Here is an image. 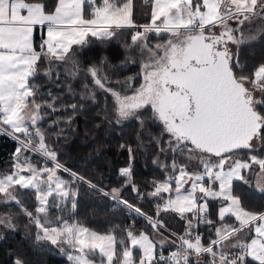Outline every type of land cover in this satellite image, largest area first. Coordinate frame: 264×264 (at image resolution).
Returning <instances> with one entry per match:
<instances>
[{
	"label": "trees",
	"instance_id": "obj_1",
	"mask_svg": "<svg viewBox=\"0 0 264 264\" xmlns=\"http://www.w3.org/2000/svg\"><path fill=\"white\" fill-rule=\"evenodd\" d=\"M26 1L42 3L47 12H53L59 2V0ZM96 1L99 4L104 0ZM110 1L120 4L124 0ZM258 1L260 11L264 13V0ZM91 4L89 0H85L86 13ZM152 14L153 0L132 1V21L135 24L149 26L152 22ZM242 17L246 20L240 27L242 30L264 29L263 17L252 14ZM249 19L254 20L251 22ZM112 29L116 35L99 39V43L93 41L95 45L93 44V48L88 52V58L96 56L100 49L105 53V45L121 34L119 38L122 41L117 40L116 45L119 56L114 57V61L117 62L105 59L102 71L110 80L133 77L139 81L141 78H137L136 73L141 72V66L135 63V60L123 62L125 56L121 57V47L126 46L125 55L128 56L131 53L130 47H134L132 43L136 44L137 36L133 28L127 25ZM146 30L152 31L150 28ZM161 32V36H169L168 31ZM88 38L97 37L90 35ZM87 43L88 40L82 45L75 44L73 50L62 58V62L70 65L71 69H78L84 62L87 65L88 60H85L84 54L81 53L86 52ZM135 48V54L141 60V49L137 45ZM41 56V62L36 65L34 73L28 78L32 88L29 98L38 104L37 119L28 126L33 130L35 144L43 153L55 158L85 180L80 181V178L76 179L70 172L61 169L70 190L64 196L51 195L44 212L38 210L39 192L33 187L21 186L17 183L8 191H0L2 197L0 198V264H73L74 262L67 255L70 249L63 243L64 240L55 241L46 236L47 231L52 229L50 227L59 226L63 222L84 224L101 232H114L118 238L119 259L122 251L119 241L125 231L122 228L143 227V224L139 222L138 226L129 225L130 219L134 217L126 216L123 209H112L114 199L102 189L131 201H136L139 195H144L141 206L146 212L163 220L171 229L186 233L187 217H193V213L184 218L175 211L160 210L159 205L164 202L163 196L151 195L150 191L155 187L158 179L172 177L179 164L189 163L192 168L199 164L201 160L198 159L201 156L205 157V154L182 141L179 136L178 139H174L172 134L163 132L162 126L139 125L135 118L127 119L120 125L109 121L108 110L103 109V103L106 98L108 102L115 104L111 93L107 90L90 93L89 88L87 95L75 93L72 85L76 77L72 71L66 68L55 71L52 68L55 59L47 56L46 53H42ZM236 56L237 61L231 59L236 77L248 84V87L250 84L256 86L257 83H264V74L257 83H253L258 69L264 67V32L254 41L238 45L234 58ZM96 65L94 61V66ZM253 103H256L254 109L260 117V124L255 126L256 131L250 142L256 141L257 147L245 145L227 154L235 150L240 151L241 158H250V154L254 152L264 154V88L261 94L253 99ZM0 126L12 131L1 119ZM42 135L44 141L40 139ZM30 153L13 137L0 131V176L12 171L15 160L20 159V161L32 159L38 168H42L41 155L37 153L30 155ZM209 158L217 159L214 156ZM158 161L161 165L156 164ZM48 165L54 166L50 161ZM258 172L259 166L256 163L248 169L244 168L243 177L235 179L233 185L236 189L234 192L240 196L245 208L263 212L264 190L257 188ZM43 176L48 177L45 173ZM85 181L94 183L95 186ZM9 191L16 200H8ZM220 204L219 199L209 201L210 218L201 225L205 230V243L221 237L218 232L222 220L218 217ZM5 214L12 218L11 222L4 221ZM145 228L147 231L153 230ZM249 263L264 264L254 259H249Z\"/></svg>",
	"mask_w": 264,
	"mask_h": 264
},
{
	"label": "rangeland",
	"instance_id": "obj_2",
	"mask_svg": "<svg viewBox=\"0 0 264 264\" xmlns=\"http://www.w3.org/2000/svg\"><path fill=\"white\" fill-rule=\"evenodd\" d=\"M132 1L133 0H124L120 4L114 2L113 4L107 3L102 7V12L106 15L107 20L111 22L134 25L135 23L132 21V6L131 8L129 6ZM224 1L226 2V0L220 1L221 3L218 10H220L223 4H225L224 11L228 10V4ZM228 1L230 2V0ZM248 1L252 2L253 0ZM237 2H239V7H246L255 6L257 0H254L252 4H248L247 2H243L241 0H238ZM98 5L100 6V3ZM190 11L192 13H196L197 10ZM230 23L231 25H229L228 22V24H226L227 26L225 25L226 27H223L224 32L225 29L230 32L232 31V25H234V22L230 21ZM135 25V28H137L139 24ZM154 29L157 28L154 27ZM158 29H160V27H158ZM204 31H209V28L202 29L198 26L192 25V28H188V30L172 28L170 32L168 31V35L172 36V39H174L172 40L173 42L180 45L181 42H183L182 40L184 36L187 37L189 35L190 39L192 38L191 40L189 39V42H191L195 35H201ZM142 34L143 32L139 36ZM114 35H116V33ZM155 35L156 34L154 32V35L152 36V38H154L153 40L156 39ZM121 36V34L115 36L112 38L113 40L111 42H108V44L105 45V53L107 54L105 59L114 61V57L119 56L116 45L118 43L117 40H121L119 38ZM139 36L137 37L139 38ZM166 37H161L159 35L160 39H164ZM172 41H169V43ZM233 41V38L229 40L228 38L226 39L225 35H221L220 45L217 46L219 49L230 55L229 52L231 53L233 48L230 44L233 43ZM79 44L82 45V43ZM182 45L184 46V44ZM191 45L192 44L188 43V45L184 48H188V46ZM229 45L232 46V48H229ZM138 46L141 50H143L142 42H139ZM124 47H121V57L123 58V56H125L124 58H127L125 55L126 47L125 49ZM92 48L93 42L90 41L87 43L86 52H81L84 54V59L88 60L87 63L91 66L94 65V61H96L99 53L98 51L96 56L89 59L88 52ZM181 49L183 50V48ZM169 50L170 48L167 46L162 51V58L160 60L146 59L143 62V68L147 70L156 69L155 71H158L157 68L159 65L161 67L162 65L168 63L166 60L168 58ZM135 63L140 65V62L136 60ZM82 64H85V62ZM80 72L81 71H76L77 74ZM263 74L264 67H261L258 69L253 83H257L260 78L263 77ZM261 85L262 83H257L256 86L250 84V89L253 92L254 98L261 94V92L258 93V90L254 88L258 87V89L261 90ZM27 87V81H24L20 89L19 96L22 97L21 99L27 98ZM31 103L34 104L33 102ZM31 103L26 102L25 105H31ZM126 107H128V105ZM13 113L16 114L15 111ZM11 119L14 123H16L15 115H13ZM257 130H259V128ZM0 131L10 135L11 137L15 136L23 138L26 135V126H23L20 130H15L14 132L8 131L0 126ZM21 132H23L24 135H21ZM15 140L18 141L16 138ZM18 143L25 147L23 145L24 141H18ZM251 143H253V140L246 145L257 147L256 141L253 144ZM240 154V151L235 150L227 155L217 157L216 160H207L206 157L201 156L198 160H201L202 162L196 166L194 165L192 168L189 166V163L179 164L178 169L174 172L172 177H162L156 181V185L152 188L150 194H159V196H163L162 198H164V202L160 203V210L176 211L184 218L188 214L193 213L194 219L198 211L203 214V212L208 210L210 200L219 199L221 201L218 209L219 216L224 219L218 227L219 234L222 236L223 234L225 235L228 233L229 230H231V232L236 230L235 234L230 238V245L245 246L248 248L249 255H251L252 258L260 262H264V259L259 256L260 252H264V212L259 214L256 213V211L254 212L253 210L245 208L241 202L240 196L234 192L236 191L235 186L233 185L234 180L242 178L243 169H248L249 166L252 165V162L255 161L253 158L252 161L251 158H240ZM20 160H15L12 171L4 173L0 176V191H8L14 184L17 183L21 184V186L23 185L37 189L39 192V212H44L47 209L48 201L50 200L51 195L60 194L64 196L68 194L70 190L68 187L69 183L66 184V179L61 173V169H65L63 171L68 173L70 172L76 179L80 178V181L85 180L55 158H53L51 162L54 166L48 165L45 168H38L32 159ZM53 160L56 162H53ZM156 164L161 165L159 161ZM60 165L63 167H60ZM44 173L48 177H44ZM199 179L205 181L206 185L204 187L197 185V181ZM85 182L90 183L88 181ZM90 184L95 186L94 183ZM8 193V200H16L13 194L10 195V191ZM143 202L144 195L142 196L140 204ZM149 215L157 219V228L140 219H130L129 225L138 226L140 224L139 222H141L143 227L125 226L122 228V230L124 231L125 229V231L119 241L122 250L119 259L117 256V250L119 248L117 245L118 238L114 232H101L84 224L63 222L59 226L54 225L53 227H50L52 229L47 231L46 236L55 241L64 240L63 243H65L67 248L70 249L67 252V255L74 262L73 264H148L149 259L153 257L156 249L167 243H161L160 235L166 234L168 236L169 234L168 230L160 226L162 224L169 227L163 220L154 215ZM227 217H231L233 221H229L228 219L225 220ZM3 219L6 223L12 221V218L8 214L3 215ZM194 219L192 221H194ZM144 226L153 230L151 232L146 231ZM224 244L227 246L225 241ZM137 250L141 251L140 259H138V257L135 258V252H137ZM65 251H67V249Z\"/></svg>",
	"mask_w": 264,
	"mask_h": 264
},
{
	"label": "crops",
	"instance_id": "obj_3",
	"mask_svg": "<svg viewBox=\"0 0 264 264\" xmlns=\"http://www.w3.org/2000/svg\"><path fill=\"white\" fill-rule=\"evenodd\" d=\"M220 1L153 0L152 22L149 26L155 27L159 31L166 30L170 32L172 28L188 30V28H192L194 18H197V26L200 28L213 26L217 21L223 19L225 13V4L218 10ZM227 1L224 2L228 4L227 11L230 16L238 14L237 17L242 20L241 13H252L255 16L264 18V13L259 9L258 0L255 6L246 7H239L238 0ZM241 1L252 4L254 0L252 2L248 0ZM89 2L92 4L88 7L87 13L89 15L87 16L85 0H59L53 12L45 11L43 4L39 2L0 0V108L3 111V123L12 131L20 130L23 126L27 128L29 124L34 123L37 119L38 104L29 98L32 94V88L28 78L34 73L36 65L41 62L42 53H46L47 56L55 59L52 63V68L55 71H59L62 65L71 71L70 65L63 63L62 58L73 50L75 44L87 42V40L88 43L90 41L99 43V39L108 38L114 34L113 27L127 26V24L107 20L106 15L102 12V7L107 3L113 4L110 0H104L103 3H100V6L96 0H89ZM95 6L97 10L94 11L93 7ZM129 6L131 8L132 3ZM190 10L197 11L192 13ZM140 34L141 31L137 36ZM90 35L97 38L89 39ZM38 38L39 40H37ZM188 38H190L189 35L187 37L184 36L182 41L188 40ZM234 41H236V37ZM232 45L234 47L233 50L236 51L238 43L236 45L233 43ZM106 56L107 54L104 53L103 49H100L96 58L97 65L96 67L93 65L95 67L94 70L97 73L99 72L98 74L102 72V64ZM24 81H27L28 96L26 99H21L22 97L19 96L20 89ZM76 81L74 80L72 88L77 85ZM254 89H257L258 93L261 92L258 87ZM26 102H33L34 104L25 105ZM14 111L16 114L13 113ZM13 115L16 117V123L11 119ZM250 158L251 161L252 158L255 159L252 165L256 163L259 166L256 180L257 188L264 190V154L254 152L250 155ZM201 162L199 161V163ZM206 211L208 212V210ZM253 211L255 212V210ZM263 212L256 211L259 214ZM218 217L221 218L219 210ZM193 219V217H187V232L193 230L196 225L197 221L195 219L192 221ZM226 219L233 221L231 217ZM229 231L228 233H230ZM233 235L225 240L227 246H233L229 243ZM168 236L161 234V243L167 242L166 244H169L172 239L169 234ZM140 256L141 251L137 250L135 258L138 257L140 259ZM250 259L253 260L254 258L250 255Z\"/></svg>",
	"mask_w": 264,
	"mask_h": 264
},
{
	"label": "flooded vegetation",
	"instance_id": "obj_4",
	"mask_svg": "<svg viewBox=\"0 0 264 264\" xmlns=\"http://www.w3.org/2000/svg\"><path fill=\"white\" fill-rule=\"evenodd\" d=\"M249 20L252 22L254 19ZM230 21L234 22L232 31L230 32L225 29L224 32L223 27H226L228 22L229 25H231ZM245 22L246 20H244V17H242V20H239L237 15L228 16L227 14V16L221 19L217 24L210 27L209 31H204L201 35H195L191 42L189 41L192 38H188V40L181 42L180 45L172 41L174 40L172 36L160 39L159 35L161 36L162 32L154 29V27L150 28L152 31H145L144 29L142 31L143 34L137 39L136 44L132 43V45L138 46L139 42H142V59L140 60L135 54L136 48L133 46L130 47L131 53L127 58L123 59V62L128 60L140 62L141 72L136 73V77L141 78L139 81L133 79V77L123 78L122 80H110L103 71L98 74L99 72L97 73L94 70L95 67L87 63V65L81 64V68L71 69L72 74L75 75L77 80V85L74 86L72 90L75 93L80 91L79 93L86 95L88 94V88L90 89V93L105 92V90H107V92L112 93L111 95L115 101L114 104L108 102L105 98L103 103V109L108 110L109 121H113L115 124L120 125L127 119L135 118V121H137L139 125L162 126L164 128L163 132H168L172 134L171 136L174 139H178L176 130L170 122L169 115L172 114L175 118L184 122L195 121V117L192 115L193 106L191 105V98L187 90L169 86L166 82L167 76L176 69L187 68V66L192 63L200 65L212 62L215 59V55L213 54L214 51L219 49L218 46L215 45V42L220 45L221 35H225L226 39L228 38L229 40L231 38L235 40L236 37V41H238L237 43L240 46L241 44L254 41L264 32V29L254 31L252 28H246L242 30L240 27H242ZM154 32L156 34L155 40L152 38ZM169 41L172 42L169 43ZM188 43L192 45L188 46V48H184ZM233 43H235V41ZM182 44H184V46ZM230 45L228 46L229 48H231ZM167 46L170 48L166 60L168 63L161 67L159 65L157 68L158 71H155L156 69L147 70L143 68V62L148 58L151 60H160L162 58V51ZM181 48H183V50ZM229 54L232 55V59L235 60L236 57L234 58L235 52L233 49ZM120 61L122 60L120 59ZM114 62L116 63L117 61ZM60 67L61 69L59 71L65 68L63 65ZM76 71L81 72L77 74ZM263 88L264 83L262 82L261 92ZM127 105L128 107H126ZM38 135L40 134L38 133ZM205 157L208 158L207 155H205Z\"/></svg>",
	"mask_w": 264,
	"mask_h": 264
},
{
	"label": "water",
	"instance_id": "obj_5",
	"mask_svg": "<svg viewBox=\"0 0 264 264\" xmlns=\"http://www.w3.org/2000/svg\"><path fill=\"white\" fill-rule=\"evenodd\" d=\"M213 54L210 63H192L167 76L169 86L189 93L195 121L184 122L172 114L169 119L182 141L209 156H222L252 139L260 117L254 109L253 92L233 73V56L221 49Z\"/></svg>",
	"mask_w": 264,
	"mask_h": 264
},
{
	"label": "built area",
	"instance_id": "obj_6",
	"mask_svg": "<svg viewBox=\"0 0 264 264\" xmlns=\"http://www.w3.org/2000/svg\"><path fill=\"white\" fill-rule=\"evenodd\" d=\"M94 10H96V7H94ZM193 21L197 25V18H194ZM2 116L3 111L0 108V119H2ZM13 138H16L20 142L24 141L23 145L26 148L41 155L43 158V168L48 166V161L52 162L53 158L43 153L35 144L31 128L26 130V135L23 138L15 136ZM53 162L56 161L53 160ZM197 185L204 187L205 182L199 180L197 181ZM103 191L113 197L115 202L113 208H122L129 217H135L136 219L146 221L153 227H158L157 219L150 216L141 207L140 201H142V197L139 196L137 202H131L118 195L116 196L115 193ZM207 216V213L202 214L198 211L194 229L186 233L174 231L161 224L162 228L171 233L172 241L169 244L159 246L153 257L149 259L148 264H250L248 261L250 256L246 247H231L223 243V240L228 235L207 243L204 242L205 230L201 228L200 222L205 220ZM259 254L264 259V252H260Z\"/></svg>",
	"mask_w": 264,
	"mask_h": 264
}]
</instances>
